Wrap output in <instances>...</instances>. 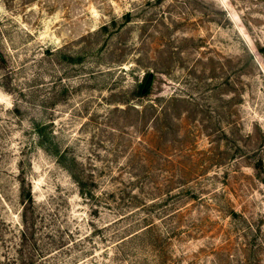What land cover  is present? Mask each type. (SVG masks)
<instances>
[{
    "label": "rangeland",
    "instance_id": "374dc122",
    "mask_svg": "<svg viewBox=\"0 0 264 264\" xmlns=\"http://www.w3.org/2000/svg\"><path fill=\"white\" fill-rule=\"evenodd\" d=\"M0 264H264V0H0Z\"/></svg>",
    "mask_w": 264,
    "mask_h": 264
},
{
    "label": "trees",
    "instance_id": "16d2710c",
    "mask_svg": "<svg viewBox=\"0 0 264 264\" xmlns=\"http://www.w3.org/2000/svg\"><path fill=\"white\" fill-rule=\"evenodd\" d=\"M63 158V156H62ZM72 177L76 180L78 186L80 187V192L87 196H93V191L89 187L91 184L88 181L78 175L77 172L72 170ZM78 175V176H77ZM20 186V197L22 199V208H21V218L22 224L19 228L20 240L22 243H32L36 244V230H37V218L41 213L39 210V205L34 199L31 189L26 188L25 179L23 178ZM93 183V182H92Z\"/></svg>",
    "mask_w": 264,
    "mask_h": 264
},
{
    "label": "water",
    "instance_id": "95a60500",
    "mask_svg": "<svg viewBox=\"0 0 264 264\" xmlns=\"http://www.w3.org/2000/svg\"><path fill=\"white\" fill-rule=\"evenodd\" d=\"M149 83H150V82L147 83L146 87H148Z\"/></svg>",
    "mask_w": 264,
    "mask_h": 264
}]
</instances>
